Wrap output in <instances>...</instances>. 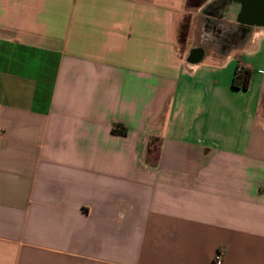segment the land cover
Masks as SVG:
<instances>
[{
    "label": "crops",
    "instance_id": "0c3cea01",
    "mask_svg": "<svg viewBox=\"0 0 264 264\" xmlns=\"http://www.w3.org/2000/svg\"><path fill=\"white\" fill-rule=\"evenodd\" d=\"M241 7L0 0V264H264V23Z\"/></svg>",
    "mask_w": 264,
    "mask_h": 264
},
{
    "label": "water",
    "instance_id": "95a60500",
    "mask_svg": "<svg viewBox=\"0 0 264 264\" xmlns=\"http://www.w3.org/2000/svg\"><path fill=\"white\" fill-rule=\"evenodd\" d=\"M242 3L239 18L247 23H264V0H240Z\"/></svg>",
    "mask_w": 264,
    "mask_h": 264
},
{
    "label": "trees",
    "instance_id": "16d2710c",
    "mask_svg": "<svg viewBox=\"0 0 264 264\" xmlns=\"http://www.w3.org/2000/svg\"><path fill=\"white\" fill-rule=\"evenodd\" d=\"M251 77V69L239 67L237 68L232 80V86L236 88H246L249 84Z\"/></svg>",
    "mask_w": 264,
    "mask_h": 264
},
{
    "label": "built area",
    "instance_id": "2783aa9c",
    "mask_svg": "<svg viewBox=\"0 0 264 264\" xmlns=\"http://www.w3.org/2000/svg\"><path fill=\"white\" fill-rule=\"evenodd\" d=\"M238 69H239V67H238ZM220 255H216V257H215V259L218 261L219 259H220Z\"/></svg>",
    "mask_w": 264,
    "mask_h": 264
}]
</instances>
